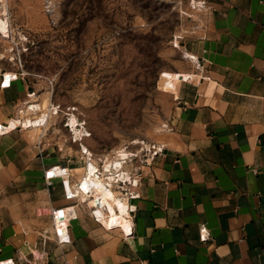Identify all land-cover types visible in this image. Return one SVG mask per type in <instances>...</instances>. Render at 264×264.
<instances>
[{
	"label": "crops",
	"instance_id": "1",
	"mask_svg": "<svg viewBox=\"0 0 264 264\" xmlns=\"http://www.w3.org/2000/svg\"><path fill=\"white\" fill-rule=\"evenodd\" d=\"M209 4L205 29L188 54L202 75L177 80V99L182 83L194 82L178 99L170 129L160 131L162 150L138 176L126 165L119 169L120 188L103 198L116 202L118 218L94 191L86 196L78 187L100 221L79 212L70 221L71 243L59 244L52 233L54 210L73 203L64 195L68 177L47 180L46 172L67 168L70 186L85 177L93 187L91 173L98 167L108 173L105 161L118 149L98 154L80 142L55 151L30 141L24 122L16 129L12 122L28 86L18 78L2 88L6 72H0V261L264 264V0ZM202 228L210 235L205 241Z\"/></svg>",
	"mask_w": 264,
	"mask_h": 264
},
{
	"label": "rangeland",
	"instance_id": "2",
	"mask_svg": "<svg viewBox=\"0 0 264 264\" xmlns=\"http://www.w3.org/2000/svg\"><path fill=\"white\" fill-rule=\"evenodd\" d=\"M0 15L8 28L0 72H18L28 86L14 129L22 120L30 141L55 151L80 142L98 154L118 149L110 159L130 151L125 165L138 176L194 82H183L177 99V80L202 75L188 54L205 29L203 9L190 0H0ZM82 182L86 196L94 191L104 202Z\"/></svg>",
	"mask_w": 264,
	"mask_h": 264
},
{
	"label": "built area",
	"instance_id": "3",
	"mask_svg": "<svg viewBox=\"0 0 264 264\" xmlns=\"http://www.w3.org/2000/svg\"><path fill=\"white\" fill-rule=\"evenodd\" d=\"M209 2H210V0H190V4H191L192 8H200L203 10L211 8ZM3 76H4L5 80L1 85L2 88L10 87L12 82L18 79V72H15L16 79L13 76L11 78V83H9L8 86H6V83H5L6 82V73ZM165 128L170 129L169 124H165ZM159 150H162V148H160ZM158 151L155 152V155L158 153ZM83 153L92 157V153L91 152L88 153L86 151V148L83 150ZM99 168L100 167H98L96 169V171L93 172V174L91 173V175L97 176V177L99 175H101L102 171ZM53 171H55V173H52ZM67 172H68L67 168H63L62 171L59 172L58 166H54L46 172V179L47 180L53 179L54 177H57L60 175H62L64 177H65V175H67L68 179L63 181L64 195H65V198L67 200L73 201L72 205L59 208L57 210H54V212L52 213V229H53L52 233H53L56 241L59 244L72 242V237H71L70 232H69L70 221L74 217H77L79 212L85 211L89 215L94 216V218L96 220L100 221V218L97 215L96 210L92 209L91 207H87L85 202L82 201V199H81V193H80L78 187L81 188L83 182L80 183L81 181H79L75 186H70V180H69L70 174ZM83 180H85V177ZM133 197H135V196L133 195ZM64 210H67L66 215L64 213H62V215H59V211H64ZM59 216H63V217H59ZM201 231H202L201 239L205 241L207 238H209L210 235H209L208 231L206 230V228H202ZM0 264H17V263L13 259H7L4 261H0Z\"/></svg>",
	"mask_w": 264,
	"mask_h": 264
},
{
	"label": "bare ground",
	"instance_id": "4",
	"mask_svg": "<svg viewBox=\"0 0 264 264\" xmlns=\"http://www.w3.org/2000/svg\"><path fill=\"white\" fill-rule=\"evenodd\" d=\"M6 29H8L6 26V21H4L2 16L0 15V32L5 35V33L7 32ZM119 151L120 152L117 154V156L115 158H113V159L107 158L106 159V162H105L106 165L105 166H106V170L109 171L108 173L101 174L98 177L97 176H90V180L95 182L94 187L97 189V191H100L107 198L112 195V192L114 191V184H117V183H119V181H121L120 180L121 178H119L120 176L116 177L117 174L120 172L119 169H121L130 160V158L133 156V154L130 151H126L123 149L119 150ZM101 173H103V172H101ZM106 174H108L109 179L105 178ZM127 176L128 175L124 176V179H126ZM104 201L107 204L109 211L115 216V218H118L117 209L115 206L116 202L113 203L110 200H104ZM118 205H119V209L121 212L124 213V212L128 211L127 207L123 204V202L119 201ZM62 213H63V211H59V215H62ZM59 217H62V216H59Z\"/></svg>",
	"mask_w": 264,
	"mask_h": 264
}]
</instances>
